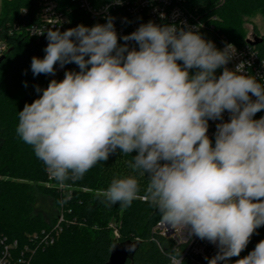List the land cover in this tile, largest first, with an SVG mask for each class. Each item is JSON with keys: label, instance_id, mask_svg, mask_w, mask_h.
Instances as JSON below:
<instances>
[{"label": "clouds", "instance_id": "clouds-1", "mask_svg": "<svg viewBox=\"0 0 264 264\" xmlns=\"http://www.w3.org/2000/svg\"><path fill=\"white\" fill-rule=\"evenodd\" d=\"M45 33V56L31 60L33 76L54 75L57 63L79 68L43 90L36 86L42 95L18 113L16 133L50 178L63 189L119 150L147 185L141 193L136 175L114 177L95 193L105 207L143 199L180 235L188 230L217 245L208 264L240 256L264 226V117L254 119L264 110V83L243 74L245 62L226 67L234 46L221 50L198 30L151 21L118 38L112 17L33 35ZM226 111L213 145L208 122L223 121ZM165 255L184 264L177 248ZM235 264H264V240Z\"/></svg>", "mask_w": 264, "mask_h": 264}, {"label": "trees", "instance_id": "trees-1", "mask_svg": "<svg viewBox=\"0 0 264 264\" xmlns=\"http://www.w3.org/2000/svg\"><path fill=\"white\" fill-rule=\"evenodd\" d=\"M58 6L70 18V28L83 24L92 27L91 21L71 0H57ZM216 0H191L197 13L204 17L216 15L220 22L216 30L236 46L246 43L243 28L244 18L261 15L264 18V0H225L215 7ZM38 0H2L0 13V43L6 46L0 64V232L10 241L22 244L25 236L49 228L55 220L58 208L66 194L58 195L54 189L43 185L46 181V166L39 160L30 145L25 144L16 133L18 113L26 103L37 99L52 80L49 75L33 76L31 60L43 58L47 39L37 41L26 33V28L38 22ZM205 40L215 42L213 31L201 32ZM264 54V37L257 48ZM67 71H79L75 64H67ZM195 70H193L194 72ZM220 71L217 69L216 75ZM27 84V87H25ZM213 141L215 135L209 137ZM136 155V153H132ZM132 159L117 150L105 162H99L83 179L68 181L72 195L62 203L68 224L54 245L33 254L30 264H108L110 251L119 244H136L133 257L126 264H169L166 252L173 247L153 232L161 221L160 213L149 203L136 199L130 207L115 205L105 207L95 196L96 191L107 189L114 177L136 175L141 193L147 185V177H139L128 166ZM68 192V191H66ZM37 196L53 200L54 211L44 217L34 210ZM113 224L118 230L114 237ZM264 238V226L256 229L247 247L238 257L227 264L246 256L247 250ZM159 242V246L157 244ZM224 264V262L222 263Z\"/></svg>", "mask_w": 264, "mask_h": 264}, {"label": "built area", "instance_id": "built-area-1", "mask_svg": "<svg viewBox=\"0 0 264 264\" xmlns=\"http://www.w3.org/2000/svg\"><path fill=\"white\" fill-rule=\"evenodd\" d=\"M71 1L75 2L83 14L91 21L96 22V24H104L107 22V17H112L118 38L136 31L141 24H146L149 21L161 26L176 24L185 30H198L200 34L208 28L215 35L214 44L216 48L222 50L226 44H231L236 49V55L226 67L234 70L236 65L245 62L243 74L251 75L259 82L264 83V54L256 49L258 45H250L247 40L241 46L232 44L225 35L220 34L214 27V23L220 22L219 17L211 14L208 17L199 15L197 7L190 5L191 0H122V4L120 5L115 4L114 0ZM224 1L216 0L215 7L221 6ZM38 2L40 8L38 22L26 28V33L30 37L40 41L46 38V33L45 35H33L34 32L47 31L54 28L65 31L70 28V18L66 11L64 12L60 9L57 0H38ZM118 42L120 44L124 43L122 39H119ZM128 43L130 47H138L135 45V42ZM5 50L6 46L0 43V57ZM66 71V65L61 67L57 63L55 65V74L49 75V77L60 81L64 78ZM219 71L221 74L223 69L221 68ZM229 117L230 114L226 111L223 114V121L209 120L207 135L209 137L215 135L216 125L221 122H227ZM261 117H264V110L258 112L254 119H260ZM45 172L46 181L43 185L46 188L54 189L58 195L64 196L68 193L72 195L70 186L65 184L62 189L56 181L50 178L46 168ZM141 200L144 201L143 199ZM69 213L70 211H66L61 203L55 209V220L49 225V228L26 235L25 241L22 244L18 243L17 240L10 241L0 232V264H30L33 254L55 244L63 231L62 225L68 224L65 216ZM110 226L113 229L114 237L118 238L116 226L112 224ZM153 232L158 233V236L164 240L165 244L181 251L184 264H208V260L213 258L219 250L217 245L211 244L207 240H201L194 235L189 236L188 230H185L181 234L182 238L179 229H173L170 225L163 224L161 221L155 226ZM255 246L250 247L246 255ZM222 263L223 261L220 262V264Z\"/></svg>", "mask_w": 264, "mask_h": 264}, {"label": "rangeland", "instance_id": "rangeland-1", "mask_svg": "<svg viewBox=\"0 0 264 264\" xmlns=\"http://www.w3.org/2000/svg\"><path fill=\"white\" fill-rule=\"evenodd\" d=\"M1 2L2 0H0V13ZM243 28L246 32L247 41H254L256 38L264 37V18L261 15L245 17ZM36 199L37 200L34 204V210L36 212L42 213L44 217L51 216L54 211L53 200L41 196H37Z\"/></svg>", "mask_w": 264, "mask_h": 264}, {"label": "water", "instance_id": "water-1", "mask_svg": "<svg viewBox=\"0 0 264 264\" xmlns=\"http://www.w3.org/2000/svg\"><path fill=\"white\" fill-rule=\"evenodd\" d=\"M250 45H258L261 42V38H256L254 41H247ZM4 60V56L0 57V64ZM136 244H119L116 245L112 251H110V257L108 264H126L130 260L135 250Z\"/></svg>", "mask_w": 264, "mask_h": 264}]
</instances>
